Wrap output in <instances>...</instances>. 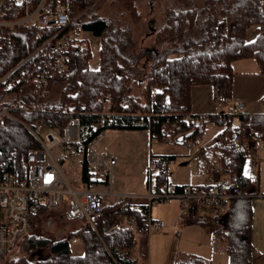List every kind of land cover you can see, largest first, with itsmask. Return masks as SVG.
<instances>
[{"label": "trees", "instance_id": "trees-1", "mask_svg": "<svg viewBox=\"0 0 264 264\" xmlns=\"http://www.w3.org/2000/svg\"><path fill=\"white\" fill-rule=\"evenodd\" d=\"M61 1L53 0L52 5ZM95 1L70 0L74 25L101 42L98 68H90L92 51L88 43L76 41L68 70L48 81L46 95L38 102L46 111L17 112L13 116L20 124H43L57 130L61 136L71 118L77 117L79 143H62L61 147L67 154L72 148L73 154L81 156L80 179L84 187L91 184L87 146L107 130L147 131L150 138L159 143L171 136L175 138L174 144L184 145L198 141L207 124L220 127L222 131L211 143L199 149L198 171L206 176L202 184H212L220 177H234L232 193L246 195L251 180L244 176L250 155L244 136L256 132L264 141V114L208 116L202 118L204 121L197 128H192L183 118L191 114L192 86H212L215 100L231 98L235 62L255 60L259 73L264 74V0H175L176 7L165 12L159 28L151 19L147 31L137 33L139 39L143 35L152 38L147 44L138 40L129 26L121 25L124 21L119 19L123 15L117 23L97 15L85 21L74 18L75 12L83 15ZM112 3L121 6L132 22H139L141 15L136 0H112ZM22 16L20 8L8 5L2 19L15 21ZM251 27L255 28L256 37L246 42V31ZM34 36L35 31L25 27L13 31L9 46L0 48V78L34 51ZM21 74L29 76L28 82L19 81ZM31 77L30 64L20 68L13 77L16 87L7 92L0 87V104L6 105V99H11L32 107L35 98L31 93ZM154 91H160L156 95L157 102L165 94L169 96V112L162 114L158 104L150 102L149 96ZM124 97L129 100L128 105H122ZM63 109H67V114L62 113ZM151 118L152 131L149 132L147 122ZM20 124L6 120L5 127L0 129V167L18 183L26 178L27 155L38 148L34 138ZM180 138L182 141L178 142ZM174 160V156H157L153 165L157 169L154 192L170 186L163 167ZM175 187L180 190L184 186ZM251 202L249 196L233 198L225 210L215 211L211 219L190 220L210 225L212 246L221 240L230 264H252ZM47 212L42 209L31 219L29 231L15 245L21 252L9 264H112L109 252L115 255L116 250V255L121 257L120 249L124 254L119 264H136L132 255L137 245L136 234L142 232L146 206H136L127 198L113 199L106 204L95 219L99 235L104 225H119L120 229L113 235H101L102 242L84 224L57 241L36 236V225ZM60 216L63 218L61 211ZM73 240L81 246L80 255L71 254ZM10 251L0 256V261ZM176 264L207 263L200 257H188Z\"/></svg>", "mask_w": 264, "mask_h": 264}, {"label": "built area", "instance_id": "built-area-1", "mask_svg": "<svg viewBox=\"0 0 264 264\" xmlns=\"http://www.w3.org/2000/svg\"><path fill=\"white\" fill-rule=\"evenodd\" d=\"M53 0H0V48L9 46L12 33L16 28L25 27L35 31L33 43L34 51L9 72L0 78V87L7 92L17 86L13 81L16 72L23 66L31 65L32 96L35 103L28 108L20 101L6 99L8 104H0V129L5 127L6 120L20 124L13 116L17 112H40L46 110L39 106V101L46 95L48 81L68 70L72 47L80 40L81 28L74 25L71 19V2L63 0L52 5ZM8 5L20 8L23 16L15 21L3 20L4 9ZM26 74L19 75V81L28 82ZM192 83V80H189ZM154 91L149 96L150 102L157 103L162 114L171 110V101L167 94L157 102V93ZM122 105H128L129 100L124 97ZM218 105L227 104L224 97L217 99ZM234 111L240 113L244 104L234 102ZM67 114V109L62 110ZM150 118V116L148 117ZM192 128L201 126L202 118L192 117L191 114L183 118ZM152 118L147 122L149 132L152 131ZM26 129L36 141L38 148L27 155V171L25 181L18 183L6 169L0 167V256L12 250L17 241L24 236L30 228L31 219L42 209L51 211L60 208L63 219L68 222L80 221L93 231L102 242L101 235H113L120 229L119 225H104L99 235L95 219L98 212L113 199L129 198L124 193L112 191V179L116 159L106 152H98L95 146L104 135L97 136L86 149V162L88 164L91 184L84 189L75 190L63 177L57 161L52 157L51 151L62 143L75 144L79 141V120L71 118L63 135L46 125L26 126ZM248 137L254 141L255 146L264 147V141L256 132H249ZM167 143L174 144L175 138H164ZM195 145L194 141L184 144L187 149ZM154 164L149 163L148 170ZM246 165V163H245ZM249 165V164H248ZM235 179L228 177L212 184L184 186L180 190L175 186L154 192L153 185L148 188V193L142 196L145 201L146 216L143 220L142 231L157 234L164 229V224L150 218L152 208L159 202L177 199L180 202V217L184 220L207 221L215 211H223L230 200L240 198L239 192L232 193ZM109 182V184H108ZM108 191L100 190V186H107ZM141 198H135L140 200ZM109 252L112 264H119L120 257Z\"/></svg>", "mask_w": 264, "mask_h": 264}, {"label": "rangeland", "instance_id": "rangeland-1", "mask_svg": "<svg viewBox=\"0 0 264 264\" xmlns=\"http://www.w3.org/2000/svg\"><path fill=\"white\" fill-rule=\"evenodd\" d=\"M136 3L141 15L138 23L132 22L123 8L118 4H113L112 0H96L94 5L87 8L83 15L75 12L74 18L80 17L85 21L97 15L112 19L114 23H117L119 17L123 15L119 19L124 21L121 25L124 28L129 26L131 31L135 32L136 38L141 40L143 44H147L152 38L143 35L139 39L137 33L140 30L145 33L147 23L149 24L151 19L154 21V26L159 28L163 24L165 12L176 7L177 4L175 0H136ZM255 37V28H248L246 42H252ZM82 38L88 40L92 50L90 66H97L100 40L88 34H83ZM254 61L250 63L255 65V71H244L242 61L233 64L231 98L227 100V104L224 106L217 104L213 90L209 86L195 85V91H198V94L192 98L190 93L192 114L199 118L221 114L235 115L238 112L234 111V102H241L246 105L247 108L241 111V114L250 116L264 114V74L258 72L257 63ZM193 103L195 108L192 106ZM197 108L204 112H199ZM234 122L236 124L237 120ZM221 131L222 128L207 124L202 130L201 137L195 141L197 142L196 148L187 149L184 145L167 143L165 139L159 143L157 140L151 139L147 131L107 130L99 139L95 149L116 158L117 165L113 172L112 191L124 193L129 197L127 199L135 204L137 202L135 198L146 195L148 188L151 185L154 186L157 169L152 166L150 172L148 166L149 163L155 164L157 162V156H175L173 162L163 167L167 182L171 186H190L204 183L206 176L201 175L197 169V164L200 162L199 149L208 146ZM244 142L250 152L245 171L247 170L246 173L251 180V186L243 198L247 196L252 198V231L250 236L252 264H264V147L255 146L254 141L248 137V133H245ZM73 153L72 148H70L69 154H67L61 145L51 151L52 157L57 161L63 177L70 186L75 190L84 189L86 187L80 179L81 156ZM61 157H64V160H61ZM224 178L220 177V179ZM99 189L108 191V185L106 187L100 186ZM149 216L151 219L163 223L164 229L157 234L149 233L147 235L143 231L136 234L137 245L132 255L136 264H176L188 257H200L207 264H230L229 257L224 251V243L219 240L214 247L212 246L210 225L197 224L180 217L179 200L169 199L159 202L157 207L151 209ZM82 224L80 221L68 222L61 218L59 208L48 211L42 216L36 225L35 235L57 241L64 238L68 233L79 229ZM70 250L71 254L75 256L82 253L79 242L75 240L71 241ZM20 252L21 249H18V246L14 247L3 257L0 264H9L10 260L15 259ZM119 253L122 257L124 250L120 249Z\"/></svg>", "mask_w": 264, "mask_h": 264}, {"label": "crops", "instance_id": "crops-1", "mask_svg": "<svg viewBox=\"0 0 264 264\" xmlns=\"http://www.w3.org/2000/svg\"><path fill=\"white\" fill-rule=\"evenodd\" d=\"M83 34H88L89 36H92L90 33H88V32H85V31H83V30H81V32H80V40L79 41H85L86 43H88V45L90 46V44H89V42H88V40L86 39V38H82V36H83ZM92 37H94V36H92ZM94 38H96V37H94ZM99 39V38H98ZM91 48V47H90ZM100 49V48H99ZM92 51V50H91ZM99 51V50H98ZM93 55V54H92ZM92 59V58H91ZM91 61V60H90ZM243 63L242 64H244V67H243V70L244 71H246V72H248L249 70H253V71H255L256 70V68H255V65L253 64V63H250L251 61H253V60H241ZM255 62V61H254ZM256 64V63H255ZM89 65H90V62H89ZM90 68L92 69V70H96L97 68H98V64H97V66H93V67H91L90 66ZM259 72V71H258ZM232 87H233V79H232ZM209 88H211L212 90H213V88H212V86H209ZM196 92V93H195ZM198 91H195V86H192L191 87V89H190V93H191V96H192V98H194V96H195V94H198L197 93ZM191 96H190V99H191ZM244 104V103H243ZM192 106H193V108H195V105H194V103L192 104ZM221 106H224V105H221ZM247 107H246V105L244 104V109H243V111L246 109ZM198 110H199V112H201V113H203L204 111H202L200 108H197ZM191 114H192V111H191ZM192 115H194V114H192ZM243 115H245V114H243ZM263 115V114H262ZM195 116V115H194ZM250 116V115H249ZM252 116V115H251ZM196 117H198V116H196ZM234 124H235V122H234ZM236 125V124H235ZM197 144V142H195V145L193 146V148L195 147L196 148V145ZM192 149V148H191ZM169 156H172V155H169ZM175 157V156H174ZM114 159H116L115 157H113ZM117 161V160H116ZM249 166V165H248ZM197 169H198V167H197ZM247 171V170H246ZM246 171H245V167H244V176H246V177H248L249 178V175H248V173H246ZM171 186V185H170ZM169 186V187H170ZM181 186H183V185H181ZM135 201H137V202H135V204L134 205H136V206H145V201L144 200H142V198L138 201V199H136Z\"/></svg>", "mask_w": 264, "mask_h": 264}, {"label": "water", "instance_id": "water-1", "mask_svg": "<svg viewBox=\"0 0 264 264\" xmlns=\"http://www.w3.org/2000/svg\"><path fill=\"white\" fill-rule=\"evenodd\" d=\"M182 141V138L178 139V142H181Z\"/></svg>", "mask_w": 264, "mask_h": 264}, {"label": "bare ground", "instance_id": "bare-ground-1", "mask_svg": "<svg viewBox=\"0 0 264 264\" xmlns=\"http://www.w3.org/2000/svg\"><path fill=\"white\" fill-rule=\"evenodd\" d=\"M15 79V78H14ZM26 87V86H25ZM2 92V91H1ZM79 137H80V135H79ZM79 141H80V138H79ZM79 141L77 142V143H79ZM3 256V255H2Z\"/></svg>", "mask_w": 264, "mask_h": 264}]
</instances>
